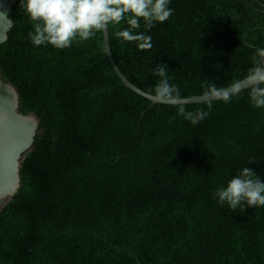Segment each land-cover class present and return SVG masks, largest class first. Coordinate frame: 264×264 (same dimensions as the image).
I'll return each mask as SVG.
<instances>
[{"label":"trees","instance_id":"16d2710c","mask_svg":"<svg viewBox=\"0 0 264 264\" xmlns=\"http://www.w3.org/2000/svg\"><path fill=\"white\" fill-rule=\"evenodd\" d=\"M169 8L164 23L136 30L151 37L150 49L116 36L126 22L108 27L120 69L148 93L158 64L182 99L226 89L264 48V0H170ZM11 18L1 73L42 124L0 212V264H264V206L233 212L213 198L244 167L264 182V109L248 90L212 101L193 126L176 106L125 86L104 32L62 50L35 47L20 0Z\"/></svg>","mask_w":264,"mask_h":264},{"label":"clouds","instance_id":"9594fccd","mask_svg":"<svg viewBox=\"0 0 264 264\" xmlns=\"http://www.w3.org/2000/svg\"><path fill=\"white\" fill-rule=\"evenodd\" d=\"M169 3L170 0H20V7L33 24V31L28 33L27 39L35 47L50 45L59 50L66 49L74 42L86 41L106 31L109 25L126 22L128 27L117 31L116 36L122 42H136L139 49L146 50L152 47L151 37L136 30L141 27V21L147 32L157 23L168 20L172 15ZM251 60L253 66L246 75L234 80L228 87L231 94L215 85L204 88L202 98L209 111H186V101L182 100L179 88L170 84L168 70L163 64H158L154 70V75L160 79L149 90V95L156 102L176 106L177 114L193 126L209 115L212 101L207 98L228 103L232 96L243 91L242 85L248 90L252 106L264 109V48L256 49ZM248 163H256L255 158H250ZM213 198L233 212L244 210L245 205L261 207L264 206V182L252 168L244 167L229 180L226 187L215 191Z\"/></svg>","mask_w":264,"mask_h":264},{"label":"water","instance_id":"95a60500","mask_svg":"<svg viewBox=\"0 0 264 264\" xmlns=\"http://www.w3.org/2000/svg\"><path fill=\"white\" fill-rule=\"evenodd\" d=\"M17 2L18 0H0V14H3L0 15V48L9 39L14 25L11 15ZM104 37V53L125 86L152 101L154 105H169L156 102L148 92L136 86L124 75L113 55L108 29L104 31ZM1 70L0 64V212L13 201L21 186L22 163L34 148L42 124L36 113L25 114L21 110V93L13 83L5 80ZM242 90H247V88L242 85ZM227 91L231 94L230 90ZM182 100L186 101L185 105L205 102L202 96ZM207 100L215 101L211 97Z\"/></svg>","mask_w":264,"mask_h":264},{"label":"bare ground","instance_id":"6f19581e","mask_svg":"<svg viewBox=\"0 0 264 264\" xmlns=\"http://www.w3.org/2000/svg\"><path fill=\"white\" fill-rule=\"evenodd\" d=\"M216 101V100H215Z\"/></svg>","mask_w":264,"mask_h":264}]
</instances>
